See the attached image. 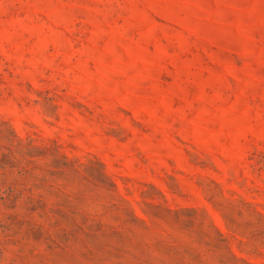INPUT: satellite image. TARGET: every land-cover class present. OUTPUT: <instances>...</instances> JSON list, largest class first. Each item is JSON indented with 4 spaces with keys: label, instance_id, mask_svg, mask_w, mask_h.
<instances>
[{
    "label": "rangeland",
    "instance_id": "rangeland-1",
    "mask_svg": "<svg viewBox=\"0 0 264 264\" xmlns=\"http://www.w3.org/2000/svg\"><path fill=\"white\" fill-rule=\"evenodd\" d=\"M0 264H264V0H0Z\"/></svg>",
    "mask_w": 264,
    "mask_h": 264
}]
</instances>
